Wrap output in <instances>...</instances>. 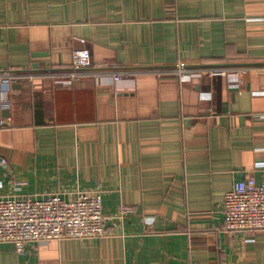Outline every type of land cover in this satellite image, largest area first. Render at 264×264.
Returning a JSON list of instances; mask_svg holds the SVG:
<instances>
[{
	"label": "crops",
	"instance_id": "0c3cea01",
	"mask_svg": "<svg viewBox=\"0 0 264 264\" xmlns=\"http://www.w3.org/2000/svg\"><path fill=\"white\" fill-rule=\"evenodd\" d=\"M78 49L94 66L70 82ZM210 66L264 67V0H0V70L17 74L0 86V192L135 209L101 240L2 245L0 264H264V230L248 240L222 212L234 183L264 181V71L239 89L174 74Z\"/></svg>",
	"mask_w": 264,
	"mask_h": 264
},
{
	"label": "built area",
	"instance_id": "2783aa9c",
	"mask_svg": "<svg viewBox=\"0 0 264 264\" xmlns=\"http://www.w3.org/2000/svg\"><path fill=\"white\" fill-rule=\"evenodd\" d=\"M93 66L87 49L75 50L72 69L66 76L70 82H78ZM250 71L263 72L264 67L210 66L198 70L178 67L174 74L180 80L222 76L239 89L243 85L242 79ZM16 78L14 71L0 70V86H10ZM120 79L121 74L114 76L115 81ZM8 164V159L0 155V167L7 168ZM66 193L56 191L43 198H33L0 192V247L9 244L18 255H24L29 248L34 249L44 241L101 240L110 235L109 219L123 222L135 212L133 206L123 204L113 217L108 218L103 210L102 191H77L70 198ZM222 212L226 230L243 233L248 240H253L257 231L264 230V181L249 177L234 183L225 195Z\"/></svg>",
	"mask_w": 264,
	"mask_h": 264
}]
</instances>
